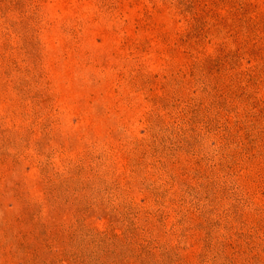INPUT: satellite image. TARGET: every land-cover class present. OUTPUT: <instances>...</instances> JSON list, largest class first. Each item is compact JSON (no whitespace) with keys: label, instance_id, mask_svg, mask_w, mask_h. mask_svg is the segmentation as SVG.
<instances>
[{"label":"rangeland","instance_id":"1","mask_svg":"<svg viewBox=\"0 0 264 264\" xmlns=\"http://www.w3.org/2000/svg\"><path fill=\"white\" fill-rule=\"evenodd\" d=\"M0 264H264V0H0Z\"/></svg>","mask_w":264,"mask_h":264}]
</instances>
